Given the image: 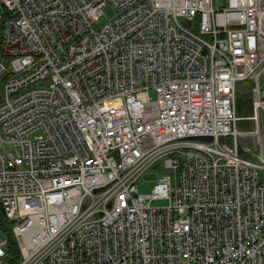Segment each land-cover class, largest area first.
<instances>
[{
	"label": "built area",
	"instance_id": "2783aa9c",
	"mask_svg": "<svg viewBox=\"0 0 264 264\" xmlns=\"http://www.w3.org/2000/svg\"><path fill=\"white\" fill-rule=\"evenodd\" d=\"M4 20L0 205L17 264H264V0H0Z\"/></svg>",
	"mask_w": 264,
	"mask_h": 264
},
{
	"label": "rangeland",
	"instance_id": "374dc122",
	"mask_svg": "<svg viewBox=\"0 0 264 264\" xmlns=\"http://www.w3.org/2000/svg\"><path fill=\"white\" fill-rule=\"evenodd\" d=\"M109 10H106L105 13L106 15L101 18L100 23L106 22L107 18L109 17L108 15ZM7 26V22L0 23V31ZM4 77V74L1 75ZM1 81V79H0ZM1 85V84H0ZM253 84L250 81H243V82H238L237 83V105H241L244 103L245 98L250 97V92ZM2 92V87L0 86V93ZM249 112L247 110V107L243 106L241 109L236 110V118L238 119L236 122V128L239 131L245 132V131H250L253 129V124L252 121L249 120ZM242 118H247L245 120H241ZM222 139V138H221ZM238 145L240 147V150H243L242 156L251 162H254L256 164H260V161L258 159V153L257 149H255L254 144L250 139H239L238 140ZM245 150H249V152H245ZM157 170L152 169L149 170L143 178H141L138 182V188H139V193L141 194H150L154 185L156 184L158 175H162L164 171L158 167V163L155 165ZM259 181L260 183H264V170H259ZM166 202L164 201H155L152 203L153 206H159V205H165ZM4 240L3 235L0 232V242Z\"/></svg>",
	"mask_w": 264,
	"mask_h": 264
},
{
	"label": "trees",
	"instance_id": "16d2710c",
	"mask_svg": "<svg viewBox=\"0 0 264 264\" xmlns=\"http://www.w3.org/2000/svg\"><path fill=\"white\" fill-rule=\"evenodd\" d=\"M1 46V39H0ZM1 52V47H0ZM251 95L248 98H245L244 103L241 105H237V96H236V110L241 109V107H247L249 114L251 115ZM13 226L14 223L9 221L1 211L0 205V232L3 235V239L7 241V245L5 248V262L6 264H17L19 261V250L17 246L16 239L13 234Z\"/></svg>",
	"mask_w": 264,
	"mask_h": 264
},
{
	"label": "bare ground",
	"instance_id": "6f19581e",
	"mask_svg": "<svg viewBox=\"0 0 264 264\" xmlns=\"http://www.w3.org/2000/svg\"><path fill=\"white\" fill-rule=\"evenodd\" d=\"M110 11V10H109ZM77 16H80L79 14ZM27 27H25V29H23V32H26V33H29V34H33L30 30L26 31ZM3 38V35H0V39ZM0 56L3 57V54L0 52ZM3 59H6V58H3Z\"/></svg>",
	"mask_w": 264,
	"mask_h": 264
},
{
	"label": "water",
	"instance_id": "95a60500",
	"mask_svg": "<svg viewBox=\"0 0 264 264\" xmlns=\"http://www.w3.org/2000/svg\"><path fill=\"white\" fill-rule=\"evenodd\" d=\"M1 211H2V213L4 214V210H3L2 206H1Z\"/></svg>",
	"mask_w": 264,
	"mask_h": 264
}]
</instances>
